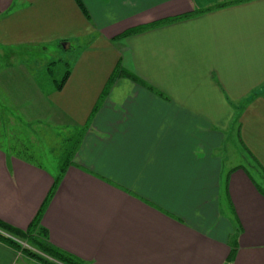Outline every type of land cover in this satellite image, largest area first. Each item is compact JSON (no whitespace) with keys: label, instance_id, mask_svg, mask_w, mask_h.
Instances as JSON below:
<instances>
[{"label":"crops","instance_id":"crops-1","mask_svg":"<svg viewBox=\"0 0 264 264\" xmlns=\"http://www.w3.org/2000/svg\"><path fill=\"white\" fill-rule=\"evenodd\" d=\"M62 44L70 75L46 91ZM0 49L29 51L0 56L1 221L26 231L59 173L10 129H69L39 224L53 246L89 264H264V0H0Z\"/></svg>","mask_w":264,"mask_h":264},{"label":"rangeland","instance_id":"rangeland-1","mask_svg":"<svg viewBox=\"0 0 264 264\" xmlns=\"http://www.w3.org/2000/svg\"><path fill=\"white\" fill-rule=\"evenodd\" d=\"M44 51L45 50L43 49L42 51L32 50L30 56L34 58L35 55H39V52L41 55H44ZM28 52L29 51L26 50L23 51L19 49H13V50L0 49V56H5V57L23 56V55L29 56ZM48 52L49 53L53 52V56L49 57L50 64L45 70L42 71L38 70V74H37V76L39 77V79H37L38 82L41 83L42 87L46 91H47V87H49V89L54 87L53 80L57 82L61 80L64 72L68 70V68H70L72 64L70 62L72 58H70V54H69L72 51L70 52L66 51L63 44L59 47L55 46L54 48L49 49ZM33 66H38V65H34L33 63ZM32 126L33 128L30 130H26L27 128L23 130L18 128L10 129V134L14 135L13 137H9L11 140H13L14 142L22 141L25 143L26 146L29 147L26 152L24 151L22 152L19 149H16L17 150L16 152L21 153L23 157L27 158L29 161L33 162L34 164L40 165L52 172L60 171V164H62L65 161L66 154H68V152H70L73 148L77 149L76 142L79 140V134H76L75 132L69 129L65 131L64 130L58 131L59 130L58 128L50 129L44 126L38 127L35 124ZM57 131L59 132V135H57L58 134ZM0 133L7 135V131L3 129H0ZM229 136L230 134L228 135V139L231 138V137L229 138ZM5 138H8V135ZM238 145H236V149L234 147L233 154L236 155H233L231 157L232 158L231 162L236 165L246 166L247 162L244 159L242 146H240L239 143ZM0 146L6 147V145L3 143L2 138L0 140ZM13 146L15 145L13 144ZM236 150H238V152ZM228 153L229 152L227 151L226 155H228ZM246 157L247 160L252 165H255L254 161L248 158V155H246ZM72 160L73 159H71V162ZM255 177L256 179L259 180L258 176L254 173V178ZM3 235L12 238L20 246L18 250L11 247L17 253L16 264H40V261L36 260V258L30 255L29 253L33 255L37 254L43 257L44 259H49L53 261L50 257H48L42 251H40V249L36 245L32 244L28 240L15 238L6 233ZM40 238L44 240L43 236H40Z\"/></svg>","mask_w":264,"mask_h":264},{"label":"trees","instance_id":"trees-1","mask_svg":"<svg viewBox=\"0 0 264 264\" xmlns=\"http://www.w3.org/2000/svg\"><path fill=\"white\" fill-rule=\"evenodd\" d=\"M225 6L226 5H221V6L214 8V9L223 8ZM203 13H205V11H196L193 14L184 15V16H180L177 18L161 21V22L152 24L150 26L143 27V28L138 29V30L129 31V32L123 34L120 38H125V37H128L130 35L138 34V33H141L143 31H146L149 29L158 28V27H161L164 25H168V24H171L174 22L181 21V20H187V19L196 17L198 15H201ZM66 66H69V65H66ZM70 71H71L70 68H68V70H66L64 72V74H63V76L59 82L53 80L54 90L59 91L63 88L65 82L67 81V79L70 75ZM122 75L128 77L131 80H136L131 74H128L119 68H117L115 70V73L113 74L111 80L113 81L116 77H118V76L120 77ZM76 145H77V142H76ZM75 150L76 149L73 148L70 152H68V154H66L65 161L62 164H60V171H59V174H57V176L55 177V182H54L53 189L51 190V193L49 194V196H48L42 210L40 211L39 215L30 224V226L28 227V229L26 231H21V230L15 229V228L11 227L10 225H8V224H6L0 220V231L5 232L6 234H8L12 237H15V238H21V239L28 240L32 244L36 245L40 249V251H42L45 255H47L48 257H50L53 260V261H51L49 259H44L43 257H41L37 254L33 255L29 252H26V253H29L30 255L34 256L36 258V260L40 261V264H89V263H87V262L67 253V252H64L55 246H53L49 242L47 232L45 231V229L41 228L39 225L40 224V217H41L42 213L44 212V209L46 208L47 204L52 199L54 192H55L58 184L61 182L69 164H71V159H73V157L75 155ZM40 236H43L44 240H42L40 238ZM0 240L5 242L7 245H9L10 247H12L14 249L18 250L20 247L17 244V242H15L12 238L3 235L1 232H0Z\"/></svg>","mask_w":264,"mask_h":264}]
</instances>
